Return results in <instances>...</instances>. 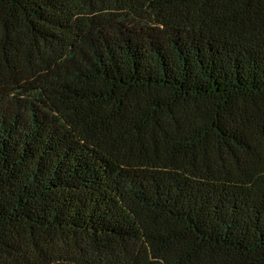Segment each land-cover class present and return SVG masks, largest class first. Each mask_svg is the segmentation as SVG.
Here are the masks:
<instances>
[{
  "label": "trees",
  "instance_id": "16d2710c",
  "mask_svg": "<svg viewBox=\"0 0 264 264\" xmlns=\"http://www.w3.org/2000/svg\"><path fill=\"white\" fill-rule=\"evenodd\" d=\"M0 264H264V0H0Z\"/></svg>",
  "mask_w": 264,
  "mask_h": 264
}]
</instances>
